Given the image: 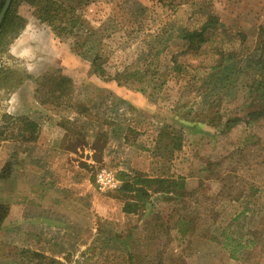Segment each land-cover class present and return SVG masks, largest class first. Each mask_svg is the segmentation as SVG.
<instances>
[{"label":"rangeland","instance_id":"obj_1","mask_svg":"<svg viewBox=\"0 0 264 264\" xmlns=\"http://www.w3.org/2000/svg\"><path fill=\"white\" fill-rule=\"evenodd\" d=\"M62 3L102 39L111 71L131 64L148 72L142 85L121 87L92 74L99 45H76L84 30L58 35L30 6L18 9L24 28L0 41V205L19 199L23 184L32 190L31 203L15 212L27 211L25 224L7 216L0 224V264H264V119L228 137L184 125L251 111L241 89L209 107L201 82L219 58L264 59V0ZM211 14L221 27L210 43L184 52L177 32L199 29ZM256 66L254 79L264 76ZM60 78L68 86L42 106ZM29 122L35 141L24 132ZM164 126L182 137L168 161L154 157ZM103 170L116 180L122 172L162 175L182 180L184 190L151 194L137 215L125 214L119 187L98 190Z\"/></svg>","mask_w":264,"mask_h":264},{"label":"trees","instance_id":"obj_2","mask_svg":"<svg viewBox=\"0 0 264 264\" xmlns=\"http://www.w3.org/2000/svg\"><path fill=\"white\" fill-rule=\"evenodd\" d=\"M5 1L6 0H0V12ZM158 1L161 2L162 0ZM23 5L30 6L34 9V16L40 23L44 24L48 22L50 24H55L53 26L54 31L56 30L58 35H60L61 31L66 32L68 30L71 35L74 36V34H77L76 32H79L78 30H84L85 35H76L75 44H79V46H83V48H86L88 45L92 47L94 44H96V47L99 45L98 50L91 59L92 74H96L108 81L115 82L119 87L123 86L125 83L135 86L144 83V78L147 76L148 69H140L141 67L139 68L136 67V65L133 66L129 64L126 69L111 71V65L107 63L109 57L103 55L101 51L103 47L102 39L97 37L96 33L92 32L88 25L85 24L79 13L76 12V7H69L63 4L62 0H12L0 26V41L8 35H12V38L17 37L24 28L25 21L18 15V9ZM79 5L83 6L82 3ZM218 27H221L218 18L216 15L211 14L206 17V20L199 29L191 31L179 30L177 32V38L183 43L184 52H200L201 49L210 43V37L213 36L212 34ZM221 56L222 55H219V57ZM230 58L231 57L225 62L219 58L210 66V72L203 82H201V84L203 83L205 85L201 98L209 107L216 108L223 102V93L228 92L233 94V91L237 92L241 89L238 93L243 94L245 101L248 102L247 106H250L251 111L244 114V116L235 114L231 117V115H229L230 117L224 121H222L219 116L211 118L210 121H206V119L203 118V121L199 123L186 121L184 123L185 127L192 128V125L196 124L199 126H195L194 128H198L199 130L203 126H206L205 128L210 127L212 134L216 137H224L240 124L246 127H253L255 123L264 119V76L253 78L256 72L255 66L257 65L256 68H258V66L262 68L264 65L263 56L261 53L253 57L246 56L244 62L242 60L234 62ZM172 70L181 71L178 66H176V69ZM248 75L252 77L250 78ZM46 77L47 74H44L37 78L35 81L36 84L41 86L42 81H44ZM244 77L246 79L248 77V79L243 81L242 78ZM152 79L153 75L150 76L146 84H150ZM68 83V80L60 78L55 87H47L46 92H43V98H40L41 105L44 106L49 104V102L53 103L56 99L58 100L61 96V92L68 86ZM156 86L157 85H154V88ZM141 90L145 89L142 88ZM200 124L203 125L201 126ZM169 128V126H164L157 135L154 157L158 158L160 161H168L175 151L181 150L182 148L180 145L181 135L175 134L176 131L173 130H170L171 133H167L166 130ZM36 130V124L31 122L25 125L24 128V132L29 131L31 133V141L36 140V137H34V135L36 136ZM102 135L106 136L105 133H102ZM80 142L83 144L84 139H81ZM118 179L120 186L117 190V195L120 200L124 201L122 212L125 214L137 215L142 206L146 207L151 194H170L174 192H183L184 190L182 180L169 179L162 175L152 178L147 175H142L140 172H134L132 174L122 172L119 174ZM7 214L8 207L0 205V224ZM211 241L217 242L216 239H212ZM229 242L230 244L232 243V241ZM229 242L225 240L226 244ZM229 254L231 258H235L232 250H229Z\"/></svg>","mask_w":264,"mask_h":264},{"label":"crops","instance_id":"obj_3","mask_svg":"<svg viewBox=\"0 0 264 264\" xmlns=\"http://www.w3.org/2000/svg\"><path fill=\"white\" fill-rule=\"evenodd\" d=\"M244 125H242V124H240V125H238L236 128H234L231 132H229V134H227V137L228 136H233L234 134H235V132H237V130H239V128H241V127H243ZM246 127V126H245ZM0 155H1V150H0ZM10 157V156H9ZM8 157V158H9ZM7 158V157H6ZM6 162H8V161H6ZM0 163H1V161H0ZM1 167L2 166H0V169H1ZM2 173V172H1ZM24 183H26V182H24ZM41 189H42V187L40 186V187H38V189L36 190V191H41ZM45 189V188H44ZM31 190H32V188L30 187V185H29V187H28V185H25V184H23V188H22V193H21V197H17V198H19V199H16V200H14L13 202H12V204H10V209L8 208V210H9V214L7 215V221L8 220H17V219H19V220H22L23 221V223L25 224V221L28 219V216H26L25 214H28L27 213V211H24L23 213H21V214H15V212H16V210H17V207L18 206H22L24 209L23 210H25V207L28 205V204H30L31 203V199H30V193H31ZM21 198V199H20ZM17 201V202H16ZM22 207H20V208H22ZM65 246V245H64ZM65 249H66V251H68V249H70L69 248V246L67 245V246H65L64 247ZM63 255V254H62ZM62 257L60 256L59 257V259L58 258H56V260H62L61 259Z\"/></svg>","mask_w":264,"mask_h":264},{"label":"built area","instance_id":"obj_4","mask_svg":"<svg viewBox=\"0 0 264 264\" xmlns=\"http://www.w3.org/2000/svg\"><path fill=\"white\" fill-rule=\"evenodd\" d=\"M96 186L100 192L112 191L120 186L114 175L107 170L101 171L96 178Z\"/></svg>","mask_w":264,"mask_h":264},{"label":"water","instance_id":"obj_5","mask_svg":"<svg viewBox=\"0 0 264 264\" xmlns=\"http://www.w3.org/2000/svg\"><path fill=\"white\" fill-rule=\"evenodd\" d=\"M11 2H12V0H6L5 3H4V6H3V8H2V10L0 12V26H1L2 22H3V20H4V17H5L8 9L10 7V5H11Z\"/></svg>","mask_w":264,"mask_h":264}]
</instances>
